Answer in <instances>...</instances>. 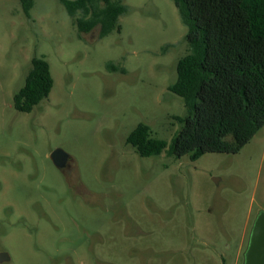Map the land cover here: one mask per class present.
<instances>
[{
  "label": "rangeland",
  "instance_id": "rangeland-1",
  "mask_svg": "<svg viewBox=\"0 0 264 264\" xmlns=\"http://www.w3.org/2000/svg\"><path fill=\"white\" fill-rule=\"evenodd\" d=\"M121 30L78 32L58 0H0V264H242L264 210V127L237 153L142 157L141 122L171 141L169 90L188 53L173 0H123ZM34 56L54 84L32 112L13 96ZM125 71H112L108 63ZM62 148L71 165L58 169ZM216 178V179H215Z\"/></svg>",
  "mask_w": 264,
  "mask_h": 264
},
{
  "label": "trees",
  "instance_id": "trees-1",
  "mask_svg": "<svg viewBox=\"0 0 264 264\" xmlns=\"http://www.w3.org/2000/svg\"><path fill=\"white\" fill-rule=\"evenodd\" d=\"M76 18L80 35L100 28L104 36L121 30L128 12L123 0H58ZM187 27L189 51L177 64L169 90L183 99L181 127L168 141L139 123L127 142L142 157L164 151L191 160L209 152L237 153L264 127V0H173ZM29 16L35 0H20ZM112 71L124 72L114 63ZM54 84L45 56H34L14 107L32 112Z\"/></svg>",
  "mask_w": 264,
  "mask_h": 264
},
{
  "label": "water",
  "instance_id": "water-1",
  "mask_svg": "<svg viewBox=\"0 0 264 264\" xmlns=\"http://www.w3.org/2000/svg\"><path fill=\"white\" fill-rule=\"evenodd\" d=\"M50 158L60 170H64L67 164L73 160L72 156L60 147L51 152ZM243 255L242 264H264V210H260L255 218ZM9 259L10 256L7 252H0V263Z\"/></svg>",
  "mask_w": 264,
  "mask_h": 264
},
{
  "label": "flooded vegetation",
  "instance_id": "flooded-vegetation-1",
  "mask_svg": "<svg viewBox=\"0 0 264 264\" xmlns=\"http://www.w3.org/2000/svg\"><path fill=\"white\" fill-rule=\"evenodd\" d=\"M71 162H72V161H71ZM71 162H69V163L67 164L66 168H67L68 166H70V165H71ZM66 168H65V169H66ZM65 169H64V170H65Z\"/></svg>",
  "mask_w": 264,
  "mask_h": 264
}]
</instances>
